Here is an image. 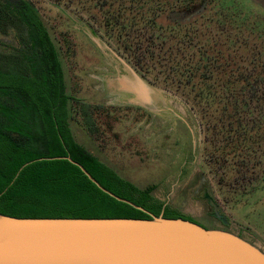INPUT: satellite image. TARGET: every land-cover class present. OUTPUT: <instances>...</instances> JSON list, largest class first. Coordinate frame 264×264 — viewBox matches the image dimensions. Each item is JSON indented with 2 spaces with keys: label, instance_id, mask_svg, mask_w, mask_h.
Here are the masks:
<instances>
[{
  "label": "trees",
  "instance_id": "trees-1",
  "mask_svg": "<svg viewBox=\"0 0 264 264\" xmlns=\"http://www.w3.org/2000/svg\"><path fill=\"white\" fill-rule=\"evenodd\" d=\"M115 1L132 4L134 15L126 16L123 6H114L113 0L93 2L111 38L132 50L130 29L139 23L158 39L177 38V50L167 48L166 81L188 89L204 110L210 104L228 120L240 117L241 110L249 115L257 97L255 86L264 83V52L251 58L253 71L245 74L233 55L224 54L214 39L204 37L196 22L208 16L215 1L212 19L217 24L234 29L239 37L253 35L262 41L263 12L247 0ZM0 35L12 37V43L0 39L1 213L17 217H151L102 191L68 159L57 158L71 156L104 187L150 213L164 211L169 218L201 223L171 204L164 207L166 201L153 193L155 185L138 186L77 141L71 127L75 98L67 92L60 52L31 0H0ZM223 77L222 90L216 82ZM83 113L91 120L86 109ZM258 123L260 134L264 130L261 118ZM235 145L227 153L234 155Z\"/></svg>",
  "mask_w": 264,
  "mask_h": 264
},
{
  "label": "rangeland",
  "instance_id": "rangeland-1",
  "mask_svg": "<svg viewBox=\"0 0 264 264\" xmlns=\"http://www.w3.org/2000/svg\"><path fill=\"white\" fill-rule=\"evenodd\" d=\"M31 1L38 8L60 52L67 92L75 98L71 107V127L77 141L138 186L155 185L154 195L184 214L193 216L207 227L224 228L237 233L264 250V143L242 152L240 157L225 158L213 149L214 146L217 148L225 144L217 127L216 136L212 135V148L209 146L205 130L208 124L211 127L215 125V121L207 118V109L199 105L188 89L177 87L164 77L167 48L177 50L174 46H178V39H158L145 25L133 23L129 35L132 50H129L123 42L110 37L102 23V16L95 11V0ZM113 1L114 6H123L126 16L134 15L132 4L124 2V5H120L119 1ZM247 3L252 4L256 11L264 13V0H247ZM215 4V1L210 4L208 16L201 18L196 25L204 37L214 39L224 54L233 55L234 62L241 66L245 74H250L254 68L250 60L255 54L264 52V39L258 40L253 35L239 37L234 29L217 24L215 18L212 19L216 13ZM120 21L123 22L122 19ZM82 22L153 85L157 91L156 98L165 99L183 117H191L198 143L197 157L191 166L182 171L179 161L171 167L174 156L170 159L165 149L167 146L174 148V140L164 145L155 143V138L149 137L150 133H143L148 121L146 124L142 117H133L131 110L104 103V94L95 87L97 83L94 78L85 75L80 78L86 71L91 74L96 72L94 66L104 63L97 47L77 28L76 25ZM11 38L0 35L1 40L10 43ZM237 39H240L238 43L231 41ZM183 55L180 53V56ZM114 61L117 63L116 59ZM222 79L225 78L216 83L223 90ZM255 87L258 90L257 97L250 107L249 115L243 110L239 114L242 124L250 123L252 119L259 120L264 115V83H258ZM242 93L245 95L246 91ZM84 109L92 115L91 120L85 118ZM181 129L189 144L190 136L186 127L182 125ZM231 135L235 140V133ZM207 186L219 203L221 212L230 220L229 225L223 226L211 214V206L204 198Z\"/></svg>",
  "mask_w": 264,
  "mask_h": 264
},
{
  "label": "water",
  "instance_id": "water-1",
  "mask_svg": "<svg viewBox=\"0 0 264 264\" xmlns=\"http://www.w3.org/2000/svg\"><path fill=\"white\" fill-rule=\"evenodd\" d=\"M132 73L123 83L145 104L157 91ZM57 158L68 159L102 191L151 217H17L0 212V264H264V250L245 237L183 217L169 218L164 211L152 214L104 187L71 156ZM214 206L215 216L228 223Z\"/></svg>",
  "mask_w": 264,
  "mask_h": 264
},
{
  "label": "flooded vegetation",
  "instance_id": "flooded-vegetation-1",
  "mask_svg": "<svg viewBox=\"0 0 264 264\" xmlns=\"http://www.w3.org/2000/svg\"><path fill=\"white\" fill-rule=\"evenodd\" d=\"M76 26L90 38L93 44L97 47L98 52L101 54L104 62L102 63L103 65L98 64L94 66L96 72H93L91 74L90 72L86 71L85 74H83V76L80 78H84V75L88 76L89 78H94L95 82L97 83V86L96 84H94L95 87L99 92L102 91L104 94V103L115 107L126 108L129 111L131 110L133 112V117H142L144 123L148 121V127H145V131L143 133L144 135L145 133H150L149 137H154L155 143L157 142L160 143V145H164V143H168L169 141L174 140V148L173 146H167L165 149L166 155H169L170 159L174 156V159H171V167L177 165L179 161H181L180 165L182 171H184L185 167L191 166L194 163L195 158L197 157L198 151L196 132L193 130L192 124L190 122L191 117H188V119L183 117L174 107L169 105V103L166 102L165 99L156 98V93L150 95L152 96V99L147 103H140L138 99V93L132 89L127 88L123 81H125L126 78H133L132 70L142 78H144V76L133 67H131V69L133 68L131 70L128 67V65L130 64L125 59H123V57L119 56V54L112 50L108 44H105L103 41H100L101 44H98L96 41H94L89 33V29L86 24L82 22L80 24H77ZM114 59H116L117 63L114 61ZM117 64H119L120 66L117 67ZM78 81L79 83L82 82L81 79H79ZM207 114V118L212 119L216 124L212 125V127L210 126V124H208V128L205 130L206 141H208L209 146L212 148V135L213 137L216 136L215 128L218 127L217 129L220 131L219 136L220 138H224L225 144L217 148L214 146L213 149H216L219 154L225 156V158H229L230 156L240 157L242 152L248 151L250 149H255L259 145H263L264 115L261 116V125L263 131L259 134L258 119H252L250 123L243 124L241 123L242 120L240 119V117H237L236 119H234V121H231L227 119L224 112H216L215 110H213L210 104H208L207 107ZM233 123H235L234 127H232V125H234ZM182 125L183 127H186L188 135L190 136L189 144H187L188 141L183 134L184 131H182L181 129ZM233 133H235V140L232 139L233 135L231 134ZM221 134L223 135L222 137ZM259 135H261V137ZM233 145H235L236 147V153L234 155L232 152L227 153L228 149H230ZM204 198L211 206V214L215 218H217L223 224V226L229 225L230 220L228 218L227 219L229 222L224 223L222 218L215 216L214 204L217 205L218 212L222 215L224 214L219 209V203L209 192L208 186L204 192ZM191 217L195 219L193 216Z\"/></svg>",
  "mask_w": 264,
  "mask_h": 264
}]
</instances>
